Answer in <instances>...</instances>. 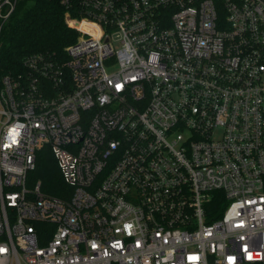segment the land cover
<instances>
[{"label":"built area","instance_id":"obj_1","mask_svg":"<svg viewBox=\"0 0 264 264\" xmlns=\"http://www.w3.org/2000/svg\"><path fill=\"white\" fill-rule=\"evenodd\" d=\"M59 1L66 61L0 79V264H264V0Z\"/></svg>","mask_w":264,"mask_h":264},{"label":"trees","instance_id":"obj_2","mask_svg":"<svg viewBox=\"0 0 264 264\" xmlns=\"http://www.w3.org/2000/svg\"><path fill=\"white\" fill-rule=\"evenodd\" d=\"M13 9L3 5L0 9V79L17 77L27 72L24 62L37 55H45L59 62L66 61L65 50L74 44L78 32L67 26V9L59 0H11ZM73 17L76 12L72 10ZM34 181L41 183L48 195L65 198L68 187L62 180L52 152L45 146L38 152ZM221 198L217 209L224 210Z\"/></svg>","mask_w":264,"mask_h":264}]
</instances>
